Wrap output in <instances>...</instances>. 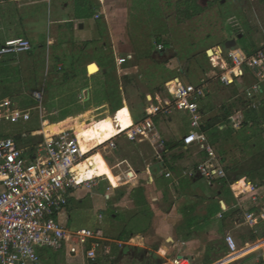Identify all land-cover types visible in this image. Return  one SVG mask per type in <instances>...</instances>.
Returning <instances> with one entry per match:
<instances>
[{"label": "crops", "instance_id": "1", "mask_svg": "<svg viewBox=\"0 0 264 264\" xmlns=\"http://www.w3.org/2000/svg\"><path fill=\"white\" fill-rule=\"evenodd\" d=\"M206 1L208 7L215 5L213 0ZM93 2L97 5L95 16L79 20L76 18V0H0V8L3 9L0 11V44L4 46L10 40L23 38L29 40L32 45L31 51L27 53L0 57L1 60L5 59L3 63L0 62L1 88L5 89L7 79L11 77L6 76V70L14 68L20 75L19 81L23 82L22 84L25 82V86L27 88L29 86V89H36L33 94L41 93L43 98L41 89H44L43 85L47 83L49 76L47 68L56 54L71 52L82 44L86 54H89V49L93 46L98 49L94 52L91 50L88 61H84L87 63L88 79L85 81L87 83L82 82V74L79 71L74 72L75 60L68 57L60 64L63 69L62 80L60 83L54 80L51 90H62L63 97L68 100L67 96L71 97L70 94H74L76 88L79 92L78 102L88 101L92 105V109H87L88 111L84 113H94L101 109L105 111L90 124L85 123L75 129L61 125L64 121L49 123L47 120L43 123L42 130L36 128L32 131L29 139L17 138L20 146L28 150V155L36 154V146L40 143L34 141L43 135L50 138L67 131H75L78 135L93 126L94 137L102 139L107 136L105 140L108 142L132 127L135 118L142 121L151 117L155 121L154 119L159 115L165 119L166 125H163V128L168 139H171L164 141V136L157 130L164 147L148 141L154 146L161 147L165 155L171 156L172 162L166 165L164 160H161L157 164H160V167L147 165L143 171H138L141 184L133 185L132 180H128L126 186L129 188L125 190L122 182L126 181L124 179L126 175H123L124 173L116 175L101 154L114 176L112 184L110 183L112 186L110 193L103 197L102 183L99 182L101 178L87 175L83 180L94 177L97 179L96 186L91 190L83 186L71 191L72 199L67 209L69 227L72 213L75 210L81 213L85 210L91 217L92 228L81 227L79 223L72 229L95 230L100 239L98 258L95 262L84 256H76V261L72 264H172V260L178 256L189 257L193 264H263L264 234L261 236L259 233V226L264 224V219L260 218V214L264 212L262 194L264 186H261L259 181H253L247 174L235 176L229 186L231 191L227 193L223 190L220 180H208L199 175L190 177L188 173L199 164L206 162L208 155L196 145L190 147L184 145V137L191 132V129H185L180 133L184 127L183 113L175 111L172 104L166 105L161 97L164 91L169 92L167 84L180 78L179 75L169 77L167 70L177 67L178 71H182L188 61V58L182 59V53L176 51L177 48L173 45L175 27L181 23V20L191 21L196 18L195 14L188 17L185 13L187 9L192 13L196 6L204 10L208 7L202 5V0H156L161 7L168 5L162 17L166 29L156 36L158 38H156L155 52L139 55L130 29L133 0H93ZM167 11L170 12L168 15ZM5 27H10L11 32H5ZM243 34L242 29V33L238 35L241 38ZM230 40H226V43ZM233 40L237 42V39ZM250 43L252 47L250 52H252L257 44ZM159 46L163 48L159 50ZM218 47L224 49V56L227 55L229 49L222 45H216L215 48ZM215 48L211 49L212 52H215ZM235 48L240 47L237 45ZM108 49H113L115 56L113 64L110 65L108 57L104 54ZM157 56L158 62L155 59ZM121 59L124 62L120 63ZM200 60L197 58L199 64H201ZM214 61L216 62L217 59L214 58ZM217 71L220 73L219 69H213L205 73L206 77L200 75V83L196 86L203 81H209L213 86ZM36 75H39L37 81ZM27 76H30L29 80L32 78L30 84L25 81ZM130 81L135 82L139 88L136 99L131 101L134 102L132 110L128 106V101L131 99L125 96L124 88V84ZM117 85L119 90H122V96L119 101L114 97L109 102L107 91ZM22 95L26 96V93ZM143 96L150 97L152 103L150 105L139 103V97ZM35 98L29 100L38 102ZM3 100L0 99V102ZM6 102L8 103L4 100V103ZM137 107L140 108L141 114L136 112ZM152 107H158L159 111L151 114ZM30 108L33 109L32 105ZM30 108L20 110H31ZM110 108L114 110L113 116H110ZM145 112L147 117L143 118ZM203 112L205 115L204 109ZM84 113H78L76 116ZM76 116L71 115L67 118ZM24 131L27 132L23 130L19 133ZM105 140L100 144H105ZM173 144L180 146L168 150L167 145ZM192 151H197L195 155L200 158V162L194 168L189 157ZM219 164L225 169L220 162ZM80 166L88 174L86 162ZM166 172H170L172 177L167 178ZM130 184L132 186H129ZM139 188H143L141 192L144 197H136ZM126 192L127 196L122 197ZM88 203L90 205L86 208L85 205ZM247 214H255L260 221L251 227L245 220ZM227 236L234 238L240 252L236 254L230 252L226 242ZM239 242L243 243L239 244ZM256 254L262 258H252ZM59 259L57 257L49 261L46 256L44 260L45 264H49Z\"/></svg>", "mask_w": 264, "mask_h": 264}, {"label": "rangeland", "instance_id": "2", "mask_svg": "<svg viewBox=\"0 0 264 264\" xmlns=\"http://www.w3.org/2000/svg\"><path fill=\"white\" fill-rule=\"evenodd\" d=\"M213 2V4L215 5L213 7H208L207 1L202 0V5L205 8L208 7V9H205L204 12L198 14L196 18L192 19L191 21L181 20V23H179L178 26L175 27V30L173 31V40H175L173 42V45L177 48L176 51L182 53V59L188 58V61L186 64H184L182 71H178L176 69L177 67L168 69L167 72L169 73V77L173 75H179L183 83L189 82L195 85L199 84V76H205V73L207 71L209 73L214 69L212 66L211 58H215V52H211V55L208 56V54H206L208 53L207 50L214 49L216 45H222L224 47L226 40L238 39L237 30L234 29L228 22V19L230 17L235 16L238 19L245 34V37L243 39L241 38L242 40H239V46L242 47L247 44V42H253L255 43V45L264 43V0H213ZM157 3L158 2H156V0H133V9L131 10L130 18V29L132 31L135 40V46L138 50L139 55L147 52L150 53L152 51L155 52L157 45L156 38H158L156 36L160 31H164L166 29L162 17L166 12L165 7H168V5H166L165 7H161ZM2 10L3 9L0 8V11ZM6 12L10 13L9 10H6ZM169 13L170 12L167 11V15ZM181 13H183L182 10ZM182 17L185 19L184 13L182 14ZM4 31L7 33L11 32L10 27H5ZM82 45H78L76 50H73L71 52L68 51L67 53H58L53 57V59H51V63L47 68L49 69L47 83H44V89H41L43 98L41 100L38 99V102H33L35 103L32 104L33 109L30 108L31 114L35 121L32 120L27 124L19 123L5 126L4 128L9 129V132L12 134L11 136L23 130H26L29 134L36 128L42 130L44 125L43 123L47 120L49 121V123L64 121V123H62L61 125L69 127V129H75L85 123L90 124L93 120L99 118L101 114H103V112L105 111L104 109L96 110L94 111V113H84L88 111L92 107V105L89 104L88 101L86 103L78 102L77 97L79 92L76 90V88L73 92L75 95L70 94V97L67 94L69 102L66 97H63L62 90H51V86L53 85L54 80H56L57 83H60V81L62 80L63 69H61L62 66L60 64L66 61V58L68 57L75 60L74 72L77 73L79 71L82 74V82L87 83L85 82L86 79H88L86 66L87 63L84 61H88L87 59L89 58V55H91V50L92 52H94L98 49H95L93 46L89 49V54H86L83 49L84 46ZM113 52V49H108L104 53L108 57L109 65L113 64V60L115 58ZM226 57L227 56L225 55L224 59H226ZM197 58L201 59V64L197 62ZM155 59L157 60L156 62H158V56ZM125 60L126 58L124 59V61ZM2 61H5V59H0V62ZM124 61H122L121 59L120 63ZM157 67L156 69H159ZM45 69L46 68H44V70ZM217 73H219V71H217ZM85 75L86 77H84ZM6 76L11 77L10 79H7L5 89L0 87V99L3 100L4 98V100L8 101V103H4V100L0 102V113L4 112L7 109H23L22 106H20L23 98H26L27 100L32 99V97L35 98V95L33 93L36 91V89H29V86L27 88L25 86V82L24 84H22L23 82L19 81L20 75L16 69L8 68L6 70ZM38 76L36 75V81L38 80ZM29 78L30 76H27L25 81L26 83L30 84L32 78L30 80ZM22 81H24V79ZM19 83H21L22 85H20ZM124 88L125 96H127L129 100L131 99L130 101H128V106L132 110V105H134V102L131 101H134V99H136L137 94L139 93V88L133 81L124 84ZM240 91V88L236 87L235 85L229 87L224 86L218 81V79L215 78L214 84L213 86H211V91L202 101V107L205 110L206 118L209 119L211 117H216L215 123L217 125L207 136L216 154L217 160L220 163L222 157H226L228 161L232 162L234 157H242V155L239 153V150L243 149L244 146L250 147V150L243 155V157L247 158L246 160L248 161L253 156L261 157L262 154H264V135H262L261 131L255 125L250 124L251 121L255 118V113L256 115H261L262 107L259 106L256 112L253 113L246 103L247 98ZM24 92L26 93V96L22 95ZM113 93L116 96L115 99H118L119 101L120 96H122V90H115ZM161 97L166 105L172 104V108L174 107L172 96L168 91H164L161 94ZM147 98L146 96L139 97V103L150 105V103H152L151 99L150 97ZM118 107H120V105ZM55 112L56 114L53 115V113ZM82 112L84 113L83 115L76 116V114H82ZM136 112H138V114H141L140 108L137 107ZM113 113L114 110L110 108V116H113ZM227 113H231V116L240 117L239 119L242 125V130L240 132L228 134V128H226V125H224L223 123V118ZM71 115L76 117L67 118V116ZM161 117L162 116L159 115L156 119H154L156 129L161 133V135L164 136H162L164 138V141H170L171 139H168V137L166 136V130L165 128H163V125H166V121ZM182 117L184 119V127L181 129L180 133L184 132L185 129H191L190 116L186 113H183ZM245 120L250 123L245 124L244 126ZM105 139H107V136L102 139L94 137L93 126L79 133L78 140L81 143L83 150L86 152V154L90 153L86 160L89 171L87 174V172L83 170L80 165H77L73 169V175L75 180L77 181H82L86 175L101 178L99 182L101 181L102 183L101 192L103 197L110 193V190L112 188L111 182L114 176L111 173L105 160L103 158L102 161H99V159H97V155L99 154L96 152H100L104 156L111 168L114 169L113 171L116 175L122 173H124L123 175H126L124 178L126 180V184L125 182H122L123 188L125 190L128 187L126 186L128 184V180H132L131 184L133 185H139V183L141 184V177L139 176L138 171H143L147 167V165H151V167H153V165H157L161 160H164V163L166 165H170V163L172 162L171 156L165 155L161 147L156 145L154 146L148 141L140 140L135 143H130L123 136H121L118 137L117 140H115L117 145L116 148L112 150L106 148L105 146H101L98 148L99 144ZM43 141L44 137H40L38 139H35L34 142L39 144ZM220 149L221 151H219ZM93 151L95 153H93ZM250 152L252 153L251 155L249 154ZM196 153L197 151H192L189 155V157L192 159L193 168L195 165H197V163L200 162V158H197V156L195 155ZM222 165L225 167L224 164ZM160 166V164L157 165V167ZM243 168L247 170L245 171V174L251 176L253 181H259V183H261L262 185L258 182L257 184L264 186V169L258 172V174H253L249 172V164H246ZM131 184L129 186H132ZM263 188L262 194L264 197ZM137 191L138 192L136 197H144L143 193L141 192L143 191V188H139ZM125 196H127V192L122 197ZM89 205L90 203L86 204L85 207L87 208L89 207ZM90 218L91 217L89 213L85 212V210H83L82 213L75 210L70 218V228H73L74 226L77 227L76 225L79 223L81 227L92 228ZM258 221H260V219ZM259 227V233H261V236H263L264 224ZM241 243L239 242V244ZM262 245L264 246V241H262ZM46 254L49 261H52V259H55L57 257L60 258L59 261L49 264H72L76 261L75 256L68 254L66 250L60 252L46 250ZM258 255L259 254L254 255L252 258L261 259L262 257Z\"/></svg>", "mask_w": 264, "mask_h": 264}, {"label": "built area", "instance_id": "3", "mask_svg": "<svg viewBox=\"0 0 264 264\" xmlns=\"http://www.w3.org/2000/svg\"><path fill=\"white\" fill-rule=\"evenodd\" d=\"M229 23L242 33L236 17L230 18ZM162 48L159 46V50ZM31 49V42L27 39L10 40L1 47L0 57L27 53ZM224 54L223 48H215L217 63L212 57V66L220 68L215 78L224 86L240 88L247 98L248 107L258 109L264 100V43L257 45L251 53L232 48L228 50L226 59ZM167 88L172 96L173 109L190 116L191 132L184 137V145H196L208 155V160L188 175H199L208 180L226 179L227 173L219 164L207 134L201 131L205 122L201 103L211 91L210 82L203 81L196 86L183 83L178 78L168 83ZM35 97L42 99L41 93H36ZM158 111V107L151 108V114ZM239 118H229L236 131L242 128ZM32 120L31 110L7 109L0 113V264H45L46 250H66L72 256H84L95 262L100 247L97 232L70 228L67 211L73 189L84 186L91 190L97 184V179L79 184L73 175V169L89 154L83 152L77 133L67 131L50 138L43 135L44 141L36 146V154L28 155V150L20 146L17 138L27 140L32 132L24 131L11 136L9 129L4 127L27 124ZM121 136L129 142L144 140L164 147L151 117L134 122L118 137ZM118 137L102 146L110 150L116 148ZM165 176L170 178L172 174L166 172ZM260 218L264 219V212ZM260 218L247 214L245 220L253 227ZM226 242L231 253L240 252L232 236H227ZM172 264H193V261L187 256H178Z\"/></svg>", "mask_w": 264, "mask_h": 264}, {"label": "trees", "instance_id": "4", "mask_svg": "<svg viewBox=\"0 0 264 264\" xmlns=\"http://www.w3.org/2000/svg\"><path fill=\"white\" fill-rule=\"evenodd\" d=\"M96 11H97V5L93 2V0H76V18L77 19L84 20V19L93 18L96 14ZM202 12H204V9L201 8L200 6H196L192 13L190 12L189 9H187L185 11V13L187 14L188 17H192L193 14L198 15ZM244 37H245V34H243L241 38L243 39ZM241 38L238 35V39H237V42H238L237 45L238 46H239V40ZM1 47H2V45L0 44V49H1ZM239 47L247 50L248 53H251L250 52L251 48H252L251 43L249 45V42H247V44H245L244 46H242V47L239 46ZM114 70H116V69H114ZM115 90H119L118 85L116 87H114V89H109L107 91L109 102L112 101L114 97H116L113 93ZM32 104H33L32 101H29L26 98H24L22 100L20 106H22L23 109L24 108L26 109V108H30ZM260 106L262 107L261 115H256V113H255V118L252 120L253 122L251 121V123H250L247 120H245L244 126H245V124H249V123L251 125H255L261 131L262 135H264V101H262ZM256 110L257 109H251V111L253 113L256 112ZM230 116H231V113H227L226 116L223 118V123H224V125H226V128H228V132H229L228 134L240 132L242 130V128L240 131H236L234 129V127L232 126L230 120H229ZM146 117H147V114L145 112L143 115V118H146ZM215 120H216V117L215 118L211 117L209 119L205 117V122H204L203 126L201 127V131L205 132L208 135L211 132V130L214 129L215 126L217 125L215 123ZM135 122H140V120L135 118ZM178 146H180V144L167 145V149L173 150L174 148H177ZM249 150H250L249 146H244L243 149L239 150V153L242 155V157H240V158L234 157L233 162L228 161L226 159V157H222L221 163L225 165V170L227 172V178L220 180V182L223 185V190L226 191L227 193L231 191L229 186H230V184H232V180L235 176H246L245 171H247V170H245L243 168V167H245L246 164L250 165L249 172L253 173V174H255V173L258 174V172H260L262 169H264V154H262L261 157H259V156L254 157L253 156L248 161V160H246L247 158L243 157V155L246 152H248ZM219 151H221V149ZM249 154L251 155L252 153L250 152Z\"/></svg>", "mask_w": 264, "mask_h": 264}, {"label": "bare ground", "instance_id": "5", "mask_svg": "<svg viewBox=\"0 0 264 264\" xmlns=\"http://www.w3.org/2000/svg\"><path fill=\"white\" fill-rule=\"evenodd\" d=\"M111 140H113V139H111ZM111 140H110V141H111ZM106 143H107V142H106ZM106 143H105V144H106ZM105 144H103V145H105ZM101 146H102V145H101ZM101 146H100V147H101ZM82 150H83V149H82ZM83 152L86 153L84 150H83ZM89 154H90V153H89ZM98 154H99V155H97V159H99V161H102V157H101L102 155H101V153L98 152ZM86 160H87V159H86ZM86 160H84V161H83L82 163H80L79 165H82L84 162H86ZM95 179H96V178L92 177V178H88V179H85V180H82V181H77V180H76V181H77V183L82 184V183H85V182H87V181H91V180H95Z\"/></svg>", "mask_w": 264, "mask_h": 264}, {"label": "water", "instance_id": "6", "mask_svg": "<svg viewBox=\"0 0 264 264\" xmlns=\"http://www.w3.org/2000/svg\"><path fill=\"white\" fill-rule=\"evenodd\" d=\"M236 46H237V42L235 40H230L226 43L225 48L226 49H232V48H235ZM211 52H212V50L208 51V53H207L208 56L211 55Z\"/></svg>", "mask_w": 264, "mask_h": 264}]
</instances>
